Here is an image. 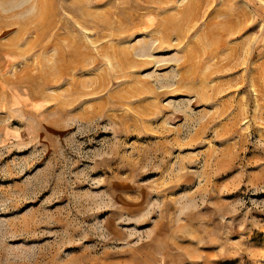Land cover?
Listing matches in <instances>:
<instances>
[{
	"label": "rangeland",
	"instance_id": "1",
	"mask_svg": "<svg viewBox=\"0 0 264 264\" xmlns=\"http://www.w3.org/2000/svg\"><path fill=\"white\" fill-rule=\"evenodd\" d=\"M0 264H264V0H0Z\"/></svg>",
	"mask_w": 264,
	"mask_h": 264
}]
</instances>
